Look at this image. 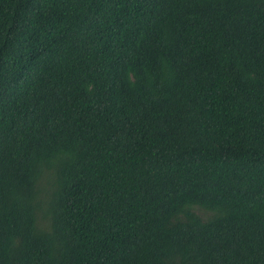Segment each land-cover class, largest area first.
I'll list each match as a JSON object with an SVG mask.
<instances>
[{"label":"trees","instance_id":"obj_1","mask_svg":"<svg viewBox=\"0 0 264 264\" xmlns=\"http://www.w3.org/2000/svg\"><path fill=\"white\" fill-rule=\"evenodd\" d=\"M0 264H264V0H0Z\"/></svg>","mask_w":264,"mask_h":264}]
</instances>
